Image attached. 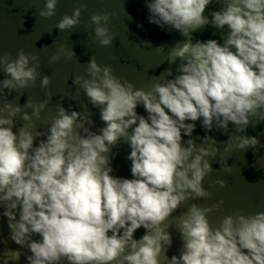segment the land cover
Listing matches in <instances>:
<instances>
[{
	"label": "clouds",
	"instance_id": "1",
	"mask_svg": "<svg viewBox=\"0 0 264 264\" xmlns=\"http://www.w3.org/2000/svg\"><path fill=\"white\" fill-rule=\"evenodd\" d=\"M212 2L147 0L150 23L186 38L168 52L169 65L180 61L177 74L154 83L150 91L114 75L95 56L84 65L85 75L74 76L73 85L100 110L105 126L99 134L91 131L94 121L87 105L82 112L57 105L46 138L34 147L45 134L33 131V117L39 119L46 110L51 92L48 100L28 99L23 107L7 96L13 91L21 96L36 84L40 58L23 48L15 59L10 52L0 54V70L7 77L0 80V208L9 238L30 252L27 264H161V256L167 264H264V212L227 215L213 228L208 214L220 209L222 200L211 207L191 204L178 218L180 255L166 254L172 237L171 225L163 227L164 222L188 200L212 196L203 186L213 172L210 160L219 155L221 169L232 171L211 136L183 140L182 135L191 137L201 118L206 131L226 132L231 122L237 133L245 132L252 118L264 122V0H216L222 9L213 11L210 21L204 12ZM57 3L44 0L38 16H55ZM84 10L75 8L55 28L72 30ZM110 19L107 12L90 18L101 47L116 38ZM209 23L221 30L227 26L223 45L214 39L192 42V33ZM61 54L67 60L75 57L72 48L61 45L48 63L58 62ZM166 72L173 75L171 68ZM50 83L44 75L40 87L48 89ZM138 106L147 117L137 113ZM21 113L26 123L14 132ZM230 139L238 141L235 148L241 151L264 148L255 136ZM121 140L131 149L132 179L111 175L109 154ZM225 145V152L230 151L231 145ZM214 184L223 189L227 181ZM141 227L145 234L134 239ZM21 254L9 250L5 264Z\"/></svg>",
	"mask_w": 264,
	"mask_h": 264
}]
</instances>
